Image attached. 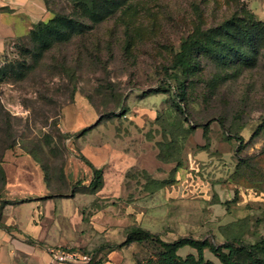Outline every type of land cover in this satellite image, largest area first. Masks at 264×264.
I'll use <instances>...</instances> for the list:
<instances>
[{
  "label": "rangeland",
  "instance_id": "1",
  "mask_svg": "<svg viewBox=\"0 0 264 264\" xmlns=\"http://www.w3.org/2000/svg\"><path fill=\"white\" fill-rule=\"evenodd\" d=\"M98 6L113 11L99 23L77 0H48L49 18L66 15L92 28L48 51L24 35L0 55V198L3 173L41 172V195H75L72 204L117 221L110 232L118 242L133 226L167 242L263 241L264 46L253 68L224 63L214 51H201L193 66L199 45L186 54L188 75L179 69L173 78L171 67L188 40L234 41V22L264 25V0ZM83 156L103 168L101 188L89 187L93 173ZM130 246L139 264H162L156 242ZM178 255L198 253L187 245ZM204 255L222 264L209 248Z\"/></svg>",
  "mask_w": 264,
  "mask_h": 264
},
{
  "label": "crops",
  "instance_id": "2",
  "mask_svg": "<svg viewBox=\"0 0 264 264\" xmlns=\"http://www.w3.org/2000/svg\"><path fill=\"white\" fill-rule=\"evenodd\" d=\"M49 17L45 0H0V55ZM10 176L6 173L0 199V264H47L48 248L53 246L93 250L89 264H137L130 245L112 244L126 237L114 240L116 234L110 231L117 221L109 224L101 211L93 215L87 204H72L76 196L71 193L41 195L45 188L41 172Z\"/></svg>",
  "mask_w": 264,
  "mask_h": 264
},
{
  "label": "trees",
  "instance_id": "3",
  "mask_svg": "<svg viewBox=\"0 0 264 264\" xmlns=\"http://www.w3.org/2000/svg\"><path fill=\"white\" fill-rule=\"evenodd\" d=\"M45 1L48 11L50 12L48 0ZM77 1L92 22H102L108 15L113 13L111 10H105L103 7H99V0ZM234 26L235 30H232L230 33V39H234V41H215L211 35H209L207 39L208 42L204 44H200V42L195 39L186 41L182 46L184 50L176 56L172 64L171 69L173 71L172 73H174L172 77L179 78L177 72L179 69L183 74H189L190 67L186 68V54L187 52H191L197 45H199V47H197L192 54L195 60L193 66H197V59H199L201 51H214L217 54V58L224 63L229 64L234 61L235 63H241L245 67H255L258 64L261 48L264 46V25L259 21L250 20L246 23L234 22ZM91 28L92 25L66 15H55L54 17L47 18L35 24L27 35L30 36L34 48H37L38 51H48L58 44L69 42L76 34L82 35L86 33ZM218 45L222 46L220 50L216 47ZM177 90L180 101H184L186 97L185 85L182 84ZM155 91L161 92L160 89ZM179 108L182 110L180 104ZM91 128L92 127H87L83 129L81 131L82 134L87 133ZM204 134L207 135L206 127H204ZM82 160L90 166L93 173L89 187L93 189L101 188L104 183L103 168L95 167L84 156ZM3 176L6 179L4 173ZM145 241L156 242L163 249L162 264H213L211 260L205 258L204 250L206 248H209L222 264H264V240L258 244H246L240 241L238 245L230 243L217 245L193 237H182L177 241L167 242L163 240L158 233L143 226H133L129 228L126 231L125 240L118 244L117 247ZM187 245L196 249L198 253L197 257L189 255L187 258L183 259L178 255V250ZM136 261L137 264H139L138 259H136Z\"/></svg>",
  "mask_w": 264,
  "mask_h": 264
},
{
  "label": "built area",
  "instance_id": "4",
  "mask_svg": "<svg viewBox=\"0 0 264 264\" xmlns=\"http://www.w3.org/2000/svg\"><path fill=\"white\" fill-rule=\"evenodd\" d=\"M51 261L47 264L73 263L89 264L93 261L94 255L81 249L69 248L65 246H53L48 248Z\"/></svg>",
  "mask_w": 264,
  "mask_h": 264
}]
</instances>
